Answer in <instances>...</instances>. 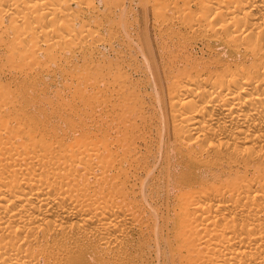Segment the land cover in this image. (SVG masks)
<instances>
[{
	"label": "bare ground",
	"instance_id": "1",
	"mask_svg": "<svg viewBox=\"0 0 264 264\" xmlns=\"http://www.w3.org/2000/svg\"><path fill=\"white\" fill-rule=\"evenodd\" d=\"M183 34L246 68L173 71ZM44 103L75 112L89 143L46 119L16 144L6 105L35 122ZM174 148L213 155L231 186L156 193L148 173ZM102 181L115 197H97ZM58 236L84 250L68 264H264V0H0V264H38Z\"/></svg>",
	"mask_w": 264,
	"mask_h": 264
},
{
	"label": "rangeland",
	"instance_id": "2",
	"mask_svg": "<svg viewBox=\"0 0 264 264\" xmlns=\"http://www.w3.org/2000/svg\"><path fill=\"white\" fill-rule=\"evenodd\" d=\"M133 22V20H130L129 24ZM132 28L133 29L129 30L133 38L132 42L137 43L138 47L145 48V37L141 31L142 28H137L135 24H133ZM112 31L117 32V29L113 28ZM117 34L125 37L122 33ZM182 36L174 38H179L180 42L186 45V51H183L184 53H173L172 57L176 63L173 71H177L184 66L187 58L191 60V66H196L194 65L195 62L201 63L203 65L202 67L207 69L208 74L214 72H235L241 71L242 68H246V66L240 63L238 55L231 52L227 46L223 44L222 40H217L214 36L207 39L191 37L187 34H183ZM212 40H216V42L213 43ZM156 41L159 46L161 39ZM125 49H137V46L128 44L125 46ZM162 55L164 56L165 54ZM143 66L147 71L149 70L146 61H143ZM68 101L73 102L77 100H67L65 103ZM44 108L47 110V115H39L38 120L33 122L30 118L32 114H38V109L36 107H25L19 104L6 105L7 111L5 115L12 120V124L17 130L22 131L16 144H19L20 140L28 141L27 138L30 137L28 131L38 128L41 122L46 119L50 121V125L57 126L60 130L66 127L72 128L65 138L75 140L78 145L89 143L87 134H81L79 131L75 130L78 129L77 126L79 123L85 122L78 120L75 112H71L65 106H61L58 103H44ZM82 120L86 119L83 118ZM56 138L58 141L61 139L60 137ZM54 141L55 140H53L51 145L46 147V149L52 147ZM212 157L214 156H211L208 152L202 157V154L196 150H178L175 148L167 150L163 153V156H158L156 158V163L162 160L155 167L151 168V174L148 173L150 177L149 183L151 186L156 187L158 189L156 193L162 196L168 195L180 198L184 197L187 193H193L196 189L203 195H214L219 189L231 186V177L228 179L226 175L227 171H230V168L225 169L224 172L218 171L215 169V162H208L209 158ZM189 158H194L198 160L199 163L190 165L187 163ZM220 161L224 162L226 159L220 157ZM192 171L196 173V178L186 181V177L192 174ZM79 186H81V184H79ZM117 187L118 185L116 183L102 181L95 187L97 197L102 200H109L115 197V193L112 192V190ZM82 251L84 250L81 246L72 239L58 236L47 245L45 251L38 253V264H68L67 260L69 256L78 254Z\"/></svg>",
	"mask_w": 264,
	"mask_h": 264
}]
</instances>
